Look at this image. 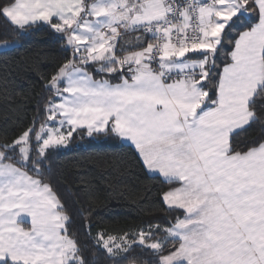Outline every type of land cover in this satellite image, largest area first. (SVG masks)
Returning <instances> with one entry per match:
<instances>
[{
  "label": "snow or ice",
  "instance_id": "obj_1",
  "mask_svg": "<svg viewBox=\"0 0 264 264\" xmlns=\"http://www.w3.org/2000/svg\"><path fill=\"white\" fill-rule=\"evenodd\" d=\"M0 19L18 38L0 55L40 29L63 52L31 121L0 136V264H98L53 156L100 135L162 180L165 215L117 234L80 215L94 255L264 264V0H4Z\"/></svg>",
  "mask_w": 264,
  "mask_h": 264
},
{
  "label": "trees",
  "instance_id": "obj_2",
  "mask_svg": "<svg viewBox=\"0 0 264 264\" xmlns=\"http://www.w3.org/2000/svg\"><path fill=\"white\" fill-rule=\"evenodd\" d=\"M17 39L0 19V44H11ZM62 56L59 43L45 29L28 34L10 55H0V136L14 135V129L31 121L37 101L47 94L41 77L50 72ZM225 58L222 54L221 61ZM258 136L257 129L241 139L250 143ZM53 164V174L59 180L62 194L70 202L77 200V208L85 209L75 215L74 229L81 243L89 247L90 259L98 264L108 262L103 255L93 254L87 229L80 227V215L91 214L93 233L108 231L112 234L134 231L143 222L160 220L165 215L159 210V197L166 190L162 180L145 177L132 153L113 136H77L69 148L53 156ZM81 175L90 180L91 190L77 194ZM132 255L140 256L145 262L152 259L142 253Z\"/></svg>",
  "mask_w": 264,
  "mask_h": 264
},
{
  "label": "crops",
  "instance_id": "obj_3",
  "mask_svg": "<svg viewBox=\"0 0 264 264\" xmlns=\"http://www.w3.org/2000/svg\"><path fill=\"white\" fill-rule=\"evenodd\" d=\"M5 44H0V49L4 48ZM10 45V44H9ZM6 50V49H5Z\"/></svg>",
  "mask_w": 264,
  "mask_h": 264
}]
</instances>
